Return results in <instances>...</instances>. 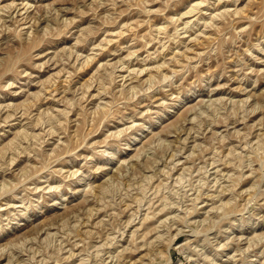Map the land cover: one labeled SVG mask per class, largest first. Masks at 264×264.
Listing matches in <instances>:
<instances>
[{"label":"rangeland","instance_id":"rangeland-1","mask_svg":"<svg viewBox=\"0 0 264 264\" xmlns=\"http://www.w3.org/2000/svg\"><path fill=\"white\" fill-rule=\"evenodd\" d=\"M18 263L264 264V0H0Z\"/></svg>","mask_w":264,"mask_h":264},{"label":"bare ground","instance_id":"bare-ground-1","mask_svg":"<svg viewBox=\"0 0 264 264\" xmlns=\"http://www.w3.org/2000/svg\"><path fill=\"white\" fill-rule=\"evenodd\" d=\"M247 144V143H246ZM249 144H250V142H249ZM228 155V154H227ZM170 156V155H169ZM229 156V155H228ZM228 156H226V157H228ZM172 157V156H171ZM172 159V158H171ZM170 159V160H171ZM13 162V161H12ZM214 162V161H213ZM215 163V162H214ZM175 164H177V163H175ZM212 164V163H211ZM210 164V165H211ZM214 165V164H213ZM175 166V165H174ZM175 170V169H174ZM182 171H184V170H182ZM186 171V170H185ZM183 173V172H182ZM184 174V173H183ZM205 175V174H204ZM180 176V178H181V174L179 175ZM183 176V175H182ZM2 189V188H1ZM198 196V195H197ZM165 201V200H164ZM171 204V203H170ZM173 204V203H172ZM169 205V204H168ZM165 207V206H164ZM170 209V208H169ZM163 210H161V212H162ZM97 212H99V211H97ZM94 213V212H93ZM96 213V212H95ZM92 215V214H91ZM95 215V214H94ZM138 215V214H137ZM91 218V217H90ZM132 219H133V217H132ZM147 219V218H146ZM149 219V218H148ZM176 222V221H175ZM166 223V222H165ZM165 223H164V226H165ZM173 223V222H172ZM86 224V223H85ZM128 226V225H127ZM174 227V226H173ZM168 229V228H167ZM177 231H179L178 229H177ZM134 233V232H133ZM177 233V232H176ZM48 234V233H47ZM179 234V233H178ZM76 236V235H75ZM175 236V235H174ZM112 242V241H111ZM106 243V242H105ZM107 244V243H106ZM108 245V244H107ZM198 247V246H197ZM86 250V249H85ZM81 251V250H80ZM73 254V253H72ZM93 256V255H92ZM35 257V256H34ZM88 257V256H87ZM114 257H116V256H114ZM32 258V257H31ZM71 258H72V256H71ZM119 258V257H118ZM34 259V258H33ZM86 259V258H85ZM17 261V260H16ZM83 261V260H82ZM22 263V262H21ZM20 263V264H21ZM28 263V262H27ZM84 263V262H83ZM19 264V263H18ZM81 264V263H80ZM97 264V263H96Z\"/></svg>","mask_w":264,"mask_h":264}]
</instances>
